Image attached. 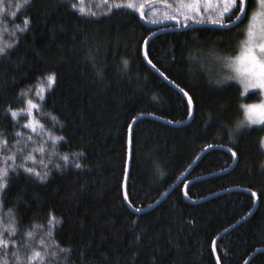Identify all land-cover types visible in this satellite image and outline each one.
Instances as JSON below:
<instances>
[{
  "label": "trees",
  "instance_id": "1",
  "mask_svg": "<svg viewBox=\"0 0 264 264\" xmlns=\"http://www.w3.org/2000/svg\"><path fill=\"white\" fill-rule=\"evenodd\" d=\"M25 16L30 24L21 33L14 24ZM158 23L115 0H31L15 19L0 13V46L12 45L0 57V136L8 140L0 144V169L11 165L0 190V232L17 227L12 239L26 243L22 256L39 248L36 233H47L55 217L51 264H217V257L220 264H264V127H237L241 105L260 97H243L236 82L218 80L208 67L239 52L240 29L165 30L148 41V60L191 99V121L176 127L189 118L188 101L143 56L146 39L171 27ZM53 74L38 120L51 138L63 139L45 143L44 165L34 167L48 173L41 180L18 167L27 130L6 108L21 112L26 93ZM181 177L156 207L131 210L150 207ZM16 247L7 249L9 264Z\"/></svg>",
  "mask_w": 264,
  "mask_h": 264
},
{
  "label": "snow or ice",
  "instance_id": "2",
  "mask_svg": "<svg viewBox=\"0 0 264 264\" xmlns=\"http://www.w3.org/2000/svg\"><path fill=\"white\" fill-rule=\"evenodd\" d=\"M203 2L212 4L215 2L216 8L213 10V13L207 17L209 22L214 25L219 26L220 28H228L231 29L233 27L240 29L239 35L242 36L241 44H240V52L231 58L232 63L229 64L231 71L227 74L228 79L235 80L239 85L242 86L243 92L242 95L250 94V90H259L260 92H264V0H203ZM255 2L256 7L253 8V3ZM31 3V0H0V13H3L6 17H11L15 19L17 15L20 13L21 9H24ZM107 3V0H105ZM201 0H194V4L191 7V10L194 14H200L199 4ZM115 6L117 8L125 6L128 8H134L135 5L132 0H126L125 3H120L119 0H115ZM72 8H77V4H71ZM143 6L141 5V18H143L144 13L142 11ZM79 11L83 14L85 9L83 7L79 8ZM94 15V13H92ZM170 18L176 19V16H171ZM184 19L187 20L188 16L185 15ZM155 22V21H153ZM203 22V21H200ZM247 22V23H245ZM259 22V26H258ZM30 24V20L28 17H24L22 24H14V27L19 32H24L28 29ZM241 25H244L241 28ZM187 26V25H185ZM11 44H7L4 46H0V57L7 56V50L11 48ZM147 52L145 53V57H147ZM150 64L151 60L148 61ZM127 64V61L124 62ZM155 67V65H153ZM158 70V69H157ZM163 75V73H161ZM49 85L55 82V76L49 75L47 77ZM183 91V89H181ZM185 95L188 94L185 92ZM43 97L41 96V100ZM27 109H21V111H26L28 116L31 117L33 115V109L39 110V105L34 103L32 99H28L26 101ZM189 103L191 104V99L189 98ZM241 107L244 109V114L246 118V123L241 122L237 127H250L252 125H260L264 126V103L259 105H249L243 104ZM6 112L10 113L13 120L17 118L18 112L11 105L6 108ZM52 120H56L55 116L51 117ZM38 121L29 120L24 127L31 128L33 132L36 131V125ZM43 128V125H40ZM17 136H20L21 133L17 132ZM28 140H31L32 137L29 135ZM53 143L56 140L63 139L62 137H52ZM15 143L19 144L20 141L17 140ZM259 146L261 150H264V137L259 140ZM0 144L7 147L8 140L0 136ZM35 151L43 152L44 148L41 146L38 149H34ZM22 151V149L20 150ZM231 155L233 157H237V152L229 149ZM15 156L6 157L7 160L15 161ZM25 160H35V157L32 156L31 153H28L25 157ZM61 159L67 164L69 160V156L67 154L63 155ZM77 168L81 165L76 164ZM8 167H11L9 165ZM8 167L0 169V190H3L8 184ZM18 167L23 168L25 172L29 174H33L39 179L43 180L47 177L48 173L44 172L41 174L36 171L33 167H27L25 164H20ZM57 168H60L61 165H56ZM14 170V169H13ZM255 196L256 194L253 193ZM127 198V197H125ZM139 211V209H137ZM11 209H9V213ZM55 217H50L48 220V231L47 235L52 236V228L55 227L53 221ZM59 223V221H56ZM18 231L17 227L10 223L5 226L4 231L0 232V264H9V252L7 249L9 245L17 246L16 251L11 252V260L13 264H36L37 261H40L41 264L45 261V258L48 256L54 257L56 255L55 251L48 252L45 250L47 247L43 239L39 241L40 248L32 247L31 254L25 253L23 256L20 254L19 247L27 246L20 245L18 246V241L16 239H12ZM5 233L7 238H5ZM33 231H28L25 233L26 236L32 237ZM57 247H59L57 245ZM62 252L69 251L68 249H60ZM217 264H220L219 257H217Z\"/></svg>",
  "mask_w": 264,
  "mask_h": 264
},
{
  "label": "rangeland",
  "instance_id": "3",
  "mask_svg": "<svg viewBox=\"0 0 264 264\" xmlns=\"http://www.w3.org/2000/svg\"><path fill=\"white\" fill-rule=\"evenodd\" d=\"M132 2L134 3L135 7L131 9L136 12H141V5H142L143 6L142 11L144 10V17H146L149 20L156 21V22L175 21V22H180L183 25L184 24L186 25L189 21H208L209 22L207 17H209L213 13V10L216 8L215 2H213L212 4H208V3L203 2V0H201V3L199 4L200 14H194V12L191 10V7H190L194 4V0H132ZM185 15L188 16L187 20L184 19ZM171 16H176L177 18L172 19L170 18ZM258 26H259V22H258ZM240 50L241 49H239V52ZM231 58L222 57V58L216 59L213 62V64L209 65L208 67L210 70H212L215 73V76L216 78H218V80H223L224 82L233 81L238 84L237 81L230 80L228 79V76H227V74L231 71L229 67V64L232 63ZM51 85H49L47 78L44 79L42 82L35 85V87H33L31 90H29L26 93V96H25L26 101L28 99H32L34 103H37L39 105L41 101V96L43 97L45 90L49 88ZM239 86L241 87V91L243 92L242 86L241 85ZM252 92H257L260 99L255 102L245 103V104L259 105L261 103H264V92H260L258 89L250 90V93ZM248 95L249 94H245L243 95V97H247ZM24 109H27V103ZM18 114H20L22 118L24 119V125L27 124L30 119L39 122L38 115L41 114L40 105H39V110L33 109V115L31 117L28 116L26 111H21ZM243 122L246 123L244 109H243ZM40 125H41L40 122L36 125L35 132H33L31 128L25 127V129L27 130L26 132L27 136H25V140L22 141L21 145L18 146L19 154L22 156L23 159L28 153H31L32 156L35 157L34 161L25 160V159L23 161V164H25L26 166L27 164H30L33 168L43 167L44 165L43 159H44V154L46 151L45 143H47L48 141L52 143V138L44 131L43 128L40 127ZM250 127H260V125H252ZM29 135L32 137L31 140L27 139ZM41 146L44 148L43 152L34 150V149L40 148ZM21 149L22 151H20ZM35 237L37 239V245L39 246V248H40L39 241L43 239L45 242V245L47 246L45 250L48 252L55 251V249L50 245V242L48 241L46 232H44L42 235H40L37 232ZM55 256L46 257L43 264H51L52 261L55 260ZM36 264H41V262L37 261Z\"/></svg>",
  "mask_w": 264,
  "mask_h": 264
},
{
  "label": "water",
  "instance_id": "4",
  "mask_svg": "<svg viewBox=\"0 0 264 264\" xmlns=\"http://www.w3.org/2000/svg\"><path fill=\"white\" fill-rule=\"evenodd\" d=\"M175 21H168V22H161V23H158L156 24L157 26H160V27H164V26H168V25H171L170 28L168 29H164V28H160L159 31L155 32L154 34H152L151 36H149L144 45H143V56H144V59H145V62L147 63V65L152 69L153 72H155L159 77H161L165 82H167L170 86H172L175 90H177L179 93H181L188 101V104L190 106V115H189V118L187 119V121L183 122V123H176V124H172L173 126H176V127H180V126H185L187 125L190 121H191V118L193 116V107H192V103L190 104L189 103V97L185 95V93L183 91H181V89H179L178 87H176L172 82H170L169 80H167L163 75H161V73L155 68L153 67L152 64H150L148 61V58L145 57V53H146V45L148 43V41L154 37V35H156L157 33L159 32H162V31H165V30H171V31H181V30H190V29H194V28H199V27H210V28H217V29H228V28H220L219 26L217 25H214L212 24L211 22H207V21H203V22H192V23H189V24H186L187 26L185 25H178V26H172V24H174ZM234 28V27H233ZM166 122V121H165ZM168 124H171L169 122H166ZM132 126L133 124L131 125V127L129 128V133H128V155H127V164H126V175H125V179H124V184H123V188H124V199H125V202L127 203V198L126 197V193H125V184H126V179H127V173H128V169H129V165H130V157H131V129H132ZM208 149L204 150L200 157L207 151ZM199 157V158H200ZM198 158V159H199ZM236 164V159L234 160L233 164L229 167V170H231L234 165ZM183 177H181L177 182H175L173 184V186L157 201L155 202L153 205H151L150 207L148 208H145V209H141L139 211L131 208V210L136 213V214H141V213H144L154 207H156L160 202H162L167 196L168 194L182 181ZM186 187H187V184L184 186L183 188V194H184V198L187 200V201H190L186 195ZM255 198V197H254ZM256 205H257V199L255 198V206L252 210V212L255 210L256 208ZM251 215V213H249L244 219H242L240 222L244 221L245 219H247L249 216ZM239 224V222L237 223ZM215 242V241H214ZM214 246V245H213ZM216 258V257H215ZM216 261H217V258H216ZM247 263V261H246ZM244 263V264H246Z\"/></svg>",
  "mask_w": 264,
  "mask_h": 264
},
{
  "label": "bare ground",
  "instance_id": "5",
  "mask_svg": "<svg viewBox=\"0 0 264 264\" xmlns=\"http://www.w3.org/2000/svg\"><path fill=\"white\" fill-rule=\"evenodd\" d=\"M126 175V174H125Z\"/></svg>",
  "mask_w": 264,
  "mask_h": 264
}]
</instances>
